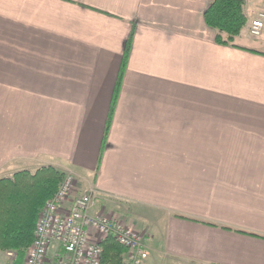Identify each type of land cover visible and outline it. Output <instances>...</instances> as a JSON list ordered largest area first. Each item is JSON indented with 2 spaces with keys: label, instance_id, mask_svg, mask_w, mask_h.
Listing matches in <instances>:
<instances>
[{
  "label": "crops",
  "instance_id": "0c3cea01",
  "mask_svg": "<svg viewBox=\"0 0 264 264\" xmlns=\"http://www.w3.org/2000/svg\"><path fill=\"white\" fill-rule=\"evenodd\" d=\"M212 1L0 0V179L72 173L144 264H264V0L228 46Z\"/></svg>",
  "mask_w": 264,
  "mask_h": 264
},
{
  "label": "built area",
  "instance_id": "2783aa9c",
  "mask_svg": "<svg viewBox=\"0 0 264 264\" xmlns=\"http://www.w3.org/2000/svg\"><path fill=\"white\" fill-rule=\"evenodd\" d=\"M263 29L264 12H259L249 34L259 37ZM75 191L74 175L64 173L39 213L22 264H101L100 242L107 238L127 251L128 264H144L148 258L144 235L113 216L95 213V190ZM3 257L6 264H15L18 258L14 251L3 252Z\"/></svg>",
  "mask_w": 264,
  "mask_h": 264
},
{
  "label": "trees",
  "instance_id": "16d2710c",
  "mask_svg": "<svg viewBox=\"0 0 264 264\" xmlns=\"http://www.w3.org/2000/svg\"><path fill=\"white\" fill-rule=\"evenodd\" d=\"M246 0H213L204 14L206 25L215 30V43L233 45L248 26ZM129 36L123 67L130 45ZM63 174L51 167L34 174L20 172L0 179V252L14 251L22 258L33 239L35 224L45 202L57 191ZM101 264H128L127 251L111 239L100 242Z\"/></svg>",
  "mask_w": 264,
  "mask_h": 264
},
{
  "label": "rangeland",
  "instance_id": "374dc122",
  "mask_svg": "<svg viewBox=\"0 0 264 264\" xmlns=\"http://www.w3.org/2000/svg\"><path fill=\"white\" fill-rule=\"evenodd\" d=\"M117 219V218H116ZM119 220V219H118ZM119 221H121V220H119ZM126 259H127V257H126Z\"/></svg>",
  "mask_w": 264,
  "mask_h": 264
}]
</instances>
